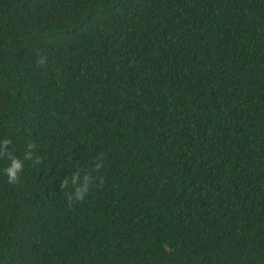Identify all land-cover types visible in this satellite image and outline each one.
<instances>
[{
	"label": "trees",
	"instance_id": "16d2710c",
	"mask_svg": "<svg viewBox=\"0 0 264 264\" xmlns=\"http://www.w3.org/2000/svg\"><path fill=\"white\" fill-rule=\"evenodd\" d=\"M0 264H264V0H0Z\"/></svg>",
	"mask_w": 264,
	"mask_h": 264
},
{
	"label": "clouds",
	"instance_id": "9594fccd",
	"mask_svg": "<svg viewBox=\"0 0 264 264\" xmlns=\"http://www.w3.org/2000/svg\"><path fill=\"white\" fill-rule=\"evenodd\" d=\"M19 168H20L19 162L14 161L12 167H10L6 170L9 174V183H12L17 179L16 172Z\"/></svg>",
	"mask_w": 264,
	"mask_h": 264
}]
</instances>
